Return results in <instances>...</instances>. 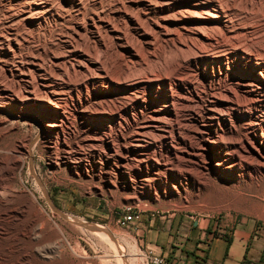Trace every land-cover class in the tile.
Instances as JSON below:
<instances>
[{
  "label": "bare ground",
  "instance_id": "obj_1",
  "mask_svg": "<svg viewBox=\"0 0 264 264\" xmlns=\"http://www.w3.org/2000/svg\"><path fill=\"white\" fill-rule=\"evenodd\" d=\"M102 4L91 0L86 10L82 0H68L67 5L14 0L6 7L0 33V137L28 110L37 118L42 141L53 148L62 145L64 152L71 150V124L90 131L83 140L91 153L107 160L125 158L124 182H136L133 168L141 169L142 180L150 173L149 163L160 165L150 152L160 154L163 147L209 172L226 173L229 181L264 171V50L252 49V27L239 20L228 0H126L111 12ZM128 7L140 9L145 21H151V32H142L148 56L165 46L179 55L176 65L167 63L169 75L125 73L146 62L115 22L125 18ZM62 21L68 25L57 44L24 50L41 29ZM137 28L133 26L136 33ZM112 50L127 54L114 74L107 68ZM97 118L103 121L94 123ZM140 132L149 134L144 143ZM166 134L165 144L156 138ZM17 148L0 147V194L9 190L3 176L14 174L10 161L22 166L13 153L28 146ZM108 173L112 176L114 169ZM88 227L115 243L108 229L94 223ZM115 246L121 264H127L119 243Z\"/></svg>",
  "mask_w": 264,
  "mask_h": 264
},
{
  "label": "rangeland",
  "instance_id": "obj_2",
  "mask_svg": "<svg viewBox=\"0 0 264 264\" xmlns=\"http://www.w3.org/2000/svg\"><path fill=\"white\" fill-rule=\"evenodd\" d=\"M13 1L0 0V33L5 28L6 7ZM52 1L68 4V0ZM82 1L88 10L91 0ZM101 3L107 12H111L112 7L126 3V0H101ZM228 4L236 9V16L242 23H249L252 27V49L264 50V0H228ZM127 11L125 18L115 22L123 37L132 42L146 62L143 66H131L125 73L143 75L141 72L145 74L153 70L169 75L171 68L167 63L176 65L179 55L165 46L155 56H148L142 32L143 29L151 32V21H145L140 9L128 7ZM186 18L193 20L190 16ZM56 23H50L39 31L40 34H35L36 40L32 38L30 45L23 46L24 50H31L35 44L45 47L47 43L57 44V38L68 23ZM134 25L139 29L137 33L133 30ZM132 34L141 41L130 37ZM107 44L110 48L111 43L107 41ZM107 57V68L114 74L123 67L127 54L112 50ZM202 84L198 79V86L203 90L205 84L204 88ZM102 121L97 118L94 123ZM70 128L75 131L68 138L70 152H64L62 145L53 148L42 141L37 118L28 110L1 135V148L16 145L17 149L23 150L24 143L28 149L13 153L22 161L21 170L10 161V170L15 166L14 174L3 176V184L9 190L0 194L3 201L0 204V264H121L116 254L119 251L115 246L117 242L120 257L127 264H147L149 253L145 236H149L150 220L157 221L158 230H163V235L177 241H183L195 225L198 230L210 226L209 229L224 232L223 229L237 224H253L254 229L264 231L263 170L253 173L251 178L229 181L226 173L209 172L188 163L181 156H174L171 150L163 147L160 154L150 152L160 165L149 163L150 173H145L142 180L141 169L133 168L131 175L136 182H124L121 165L125 158L107 160L104 155L91 153L83 140L90 131L82 132L74 123ZM147 136V132H140L141 143L147 140ZM156 138L165 144L169 134ZM122 153L129 155L128 158L132 155L129 151ZM111 168L114 173L109 176ZM243 169L248 171L245 167ZM1 191L4 189L0 188ZM130 205L139 217L129 226H121L117 223V215L123 207ZM2 208L9 212V216L2 212ZM92 223L108 229L115 243L99 233H92L88 227ZM162 243L169 245L167 249L170 250L168 241Z\"/></svg>",
  "mask_w": 264,
  "mask_h": 264
},
{
  "label": "crops",
  "instance_id": "obj_3",
  "mask_svg": "<svg viewBox=\"0 0 264 264\" xmlns=\"http://www.w3.org/2000/svg\"><path fill=\"white\" fill-rule=\"evenodd\" d=\"M145 246L167 257L180 259L183 264H264V231L253 224H237L223 229L198 230L195 225L183 241L167 238L158 230L157 221L150 220ZM196 230L199 233H196ZM162 241H168L170 250Z\"/></svg>",
  "mask_w": 264,
  "mask_h": 264
},
{
  "label": "built area",
  "instance_id": "obj_4",
  "mask_svg": "<svg viewBox=\"0 0 264 264\" xmlns=\"http://www.w3.org/2000/svg\"><path fill=\"white\" fill-rule=\"evenodd\" d=\"M159 212V210H156ZM139 215L135 213L132 206L123 207L117 215V223L121 226H129L134 219L138 218ZM148 248V257L147 264H183L180 259L170 258L164 255L163 253L154 251L153 248L147 246Z\"/></svg>",
  "mask_w": 264,
  "mask_h": 264
}]
</instances>
